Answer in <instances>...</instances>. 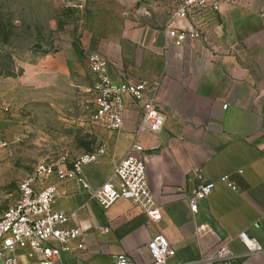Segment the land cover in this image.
Wrapping results in <instances>:
<instances>
[{"label":"crops","instance_id":"0c3cea01","mask_svg":"<svg viewBox=\"0 0 264 264\" xmlns=\"http://www.w3.org/2000/svg\"><path fill=\"white\" fill-rule=\"evenodd\" d=\"M263 13L264 0H236L220 12L196 13L191 21L202 37L182 46L167 43L165 29L123 26L102 51L115 78L159 79L158 103L166 121L157 134H137L136 114L119 130H97L90 136L94 147L105 143L107 152L85 174L98 186L139 141L148 153L147 182L163 219L151 221L128 199L102 209L80 184L56 181L55 208L72 214L71 223L84 230L85 248L65 253L63 264H110L121 252L147 264L146 244L156 233L176 249L172 262L210 264L203 257L227 243L242 255L240 264H264V252L246 255L239 237L246 231L264 246ZM40 65L51 74L58 71L55 61ZM203 181L215 187L193 213L188 195ZM202 224L207 226L201 230Z\"/></svg>","mask_w":264,"mask_h":264},{"label":"built area","instance_id":"2783aa9c","mask_svg":"<svg viewBox=\"0 0 264 264\" xmlns=\"http://www.w3.org/2000/svg\"><path fill=\"white\" fill-rule=\"evenodd\" d=\"M235 1L179 0L165 28L167 43L182 46L198 40L202 32L193 25L192 17L203 11L220 12L223 6ZM177 21H186L188 25L175 24ZM112 66L110 59L100 52L93 51L87 55L91 83L89 93L81 104V120L86 132L96 137L99 129L119 130L132 114H136L137 134L145 131L159 133L166 121L158 103L159 79L115 78L110 71ZM2 144L0 141V146ZM106 152L105 143L74 157L66 151L51 161L40 162L18 181L16 201L0 214V259L3 264H63L65 253L74 254L85 248L81 240L83 227L71 223L72 214L54 206L59 194L56 181L80 184L102 209H108L120 199H128L139 206L151 221L160 222L163 219L162 207L147 182L146 148L135 141L127 155L115 166L113 174L94 186L88 180L85 168L98 163ZM197 172L202 177L200 169ZM214 187L213 181H203L191 190L188 199L193 213L198 211L201 201L212 194ZM206 226L202 224L199 229ZM109 229V226H104L101 230L108 232ZM239 237L246 255L264 252V246L246 231H242ZM146 248L150 255L147 264H188L171 261L176 249L163 233L152 235ZM241 256L227 243H222L202 260L210 264H240ZM77 264L92 263L81 260ZM110 264L138 263L128 253L121 252L114 256Z\"/></svg>","mask_w":264,"mask_h":264},{"label":"rangeland","instance_id":"374dc122","mask_svg":"<svg viewBox=\"0 0 264 264\" xmlns=\"http://www.w3.org/2000/svg\"><path fill=\"white\" fill-rule=\"evenodd\" d=\"M178 1L0 0V214L37 164L96 145L81 120L87 55L102 53L123 26L165 29ZM46 60L56 75L41 67Z\"/></svg>","mask_w":264,"mask_h":264}]
</instances>
